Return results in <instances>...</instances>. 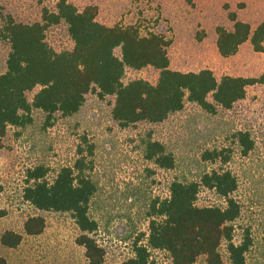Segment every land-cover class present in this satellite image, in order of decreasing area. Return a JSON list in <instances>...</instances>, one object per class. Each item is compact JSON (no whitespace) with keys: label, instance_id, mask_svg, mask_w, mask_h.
Returning <instances> with one entry per match:
<instances>
[{"label":"rangeland","instance_id":"rangeland-1","mask_svg":"<svg viewBox=\"0 0 264 264\" xmlns=\"http://www.w3.org/2000/svg\"><path fill=\"white\" fill-rule=\"evenodd\" d=\"M58 1L0 0V25L9 16L24 24L41 22L44 9L55 11ZM73 4L81 11L97 7L98 22L108 27L137 26L142 35L165 36L171 42L167 52L173 71L208 69L218 78L264 74V54L256 52L250 41L229 58L222 57L217 47V29H234L231 15L256 29L264 21V0H74ZM47 41L57 52L74 46L64 24L49 29ZM8 51L7 43L0 40V74ZM120 53L118 49L116 54ZM159 77L160 71L153 67L127 70L124 83L144 80L156 85ZM38 90L28 94L30 102ZM97 93L86 96L79 113L69 118L59 114L51 126L44 113L34 110L30 124L7 129L0 143V264H89L85 249L77 244L81 232L71 214L40 211L24 200L30 171L43 167L52 182L61 169L74 166L81 150L87 175L97 187L90 212L100 226L96 239L106 251L104 264H123L134 257L138 240L147 243L151 205L169 196L175 180L199 182L212 171H231L238 180L235 197L244 214L236 225L237 241L246 224L264 222V85L249 87L245 99L231 110L219 108L210 114L187 101L182 111L163 123L143 122L129 128L113 119L114 99H102ZM240 131L250 133L255 141L248 156H243L236 139ZM150 141L174 155L173 169H161L146 158ZM215 151L230 156V161L213 162ZM223 204L207 189H202L197 202L200 207ZM32 218L45 220L41 235L26 234L25 224ZM7 232L22 235L17 248L2 244ZM255 233L261 242L264 230ZM221 254L224 264H231L226 245ZM151 255L153 264H172L165 251ZM198 263L204 264L205 258Z\"/></svg>","mask_w":264,"mask_h":264},{"label":"trees","instance_id":"trees-1","mask_svg":"<svg viewBox=\"0 0 264 264\" xmlns=\"http://www.w3.org/2000/svg\"><path fill=\"white\" fill-rule=\"evenodd\" d=\"M74 0H59L55 11L44 9L41 22L24 24L12 17L2 19L0 40L9 51L5 71L0 74V143L11 126L24 127L33 120L32 112L39 110L47 116L48 125L57 115L69 118L80 112L86 96L98 92L102 99L112 97L113 119L122 127L139 123L160 124L182 111L186 102L198 105L210 114L219 108L231 110L246 97L251 86L264 85V74L258 78L216 77L211 70L182 73L170 69L167 49L171 42L165 36L142 35L137 26L108 27L98 22L97 7L79 10ZM234 29H217L220 55H236L242 45L251 42L254 50L264 54V21L253 31L248 23L231 15ZM67 27L74 44L71 50L57 52L47 41L49 29ZM120 49V56L116 54ZM153 67L160 71L156 85L144 80L127 84V70ZM39 89L33 102L30 92ZM237 142L243 156L255 149L251 134L240 131ZM73 167L61 169L55 179H46L43 167L29 172L24 200L37 210L71 214L81 235L77 244L86 251L89 264H104L106 251L96 239L99 223L91 216V203L97 187L87 175L81 150ZM146 158L161 169L175 167V157L159 142L150 141ZM230 156L215 151L213 162L227 164ZM202 189L213 191L224 204L197 205ZM239 190L237 177L228 170L205 174L199 182L173 181L169 196L154 200L149 212V236L146 244L138 240L134 257L123 264H153L152 251L169 253L172 264H224L221 248L226 245L231 264H264V237L261 242L255 231L260 225L246 224L237 241V227L243 218L242 203L235 197ZM45 229L43 218H32L25 224L29 236H38ZM22 235L7 232L2 244L17 248Z\"/></svg>","mask_w":264,"mask_h":264}]
</instances>
